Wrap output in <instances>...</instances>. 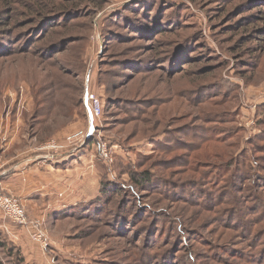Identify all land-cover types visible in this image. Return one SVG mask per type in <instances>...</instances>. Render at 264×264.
<instances>
[{"label":"rangeland","instance_id":"374dc122","mask_svg":"<svg viewBox=\"0 0 264 264\" xmlns=\"http://www.w3.org/2000/svg\"><path fill=\"white\" fill-rule=\"evenodd\" d=\"M2 1L12 12L0 13L6 23L0 31H10L0 42V151L10 145L11 154H34L53 140L66 147L59 155L71 153L74 161L65 169L52 161L40 169L53 204L62 203L29 211V220L43 224L47 245L32 240L30 226L12 228L4 219L0 264H264V176L248 188L259 197L251 192L242 200L255 219V243L228 242L238 229L222 204L212 210L218 202L205 195L215 186L204 172L208 164L195 163L206 162L204 154L197 152L189 169L167 173L160 160L188 146L149 141V126L160 116L213 127L216 134L235 127L264 141V0H48L53 14L43 40L34 37V28L12 34L29 8ZM60 3L70 10L60 12ZM11 16L20 26L12 27ZM144 20L163 34L143 40L137 32ZM88 93L103 106L89 138ZM38 106L40 117L34 115ZM89 141L92 148H86ZM101 143L112 161L97 155ZM146 169L180 182L178 196L167 197L163 188L140 190L131 174ZM103 179L113 181L107 193L119 189L113 205L84 211L102 195ZM129 186L136 196L123 191Z\"/></svg>","mask_w":264,"mask_h":264},{"label":"trees","instance_id":"16d2710c","mask_svg":"<svg viewBox=\"0 0 264 264\" xmlns=\"http://www.w3.org/2000/svg\"><path fill=\"white\" fill-rule=\"evenodd\" d=\"M36 1L37 4L34 5L31 4L29 0H19V2L23 5V8L27 6L29 9L22 12L25 16L22 23L21 21H19V19H16V21L13 22L11 16L12 27L15 28V26L19 25L20 23V25L24 24L23 26L14 29L15 31H13L12 34H15V32L22 27L25 29L34 28L36 29L34 33L35 38H40V40H43L45 38L46 34L50 30V27H48V30L46 29V26L48 25L47 22L51 14H53V11L49 9L48 3L50 1ZM4 4L5 3L3 1L0 2V5ZM59 5L63 6L64 8L63 11L60 12L64 13L66 12V10H70L67 9V7L62 3H60ZM32 9H34V12H32ZM1 12L11 13L12 10L4 5V8L0 11V13ZM5 16L8 15L5 14ZM0 24H6L2 18H0ZM142 24L144 28L138 31L137 35L143 37V40L146 39L147 41H149L151 40L150 38H152V35L157 31L153 29L154 26L150 23V20H144L142 21ZM35 26L37 27L35 28ZM156 29H161V27L156 26ZM9 32L10 31L4 30L0 31V33L5 34L4 37L0 38V42L1 40L7 38L6 36L10 34ZM163 32L164 31L161 30L157 32L155 36L157 34L161 36ZM29 34L30 37H28L27 40L32 38V34ZM59 43L61 42H58L56 44ZM35 45L36 44L32 43L29 48H32ZM1 48H3V45L0 43V50ZM85 91L86 90L83 87L84 94ZM262 110L264 115V107ZM42 112L43 108H39L38 106L34 115L36 117H40L42 115ZM225 114H228V112H226ZM224 118L225 120H228V117ZM181 120L183 119L177 118L173 123H171L170 121L164 120L163 117L160 116V121L156 120L151 126H149V131L152 132L150 134L151 137L149 138V141L151 143L159 141L164 142L165 144H170L176 141L178 143L180 142L184 146H188V150L185 149L183 151H180V153L178 151L173 156H171L172 158H165V161L160 160L161 166H159V168L165 170L167 173L174 170L176 174H179V172H183L185 169H189L193 165L195 161L194 155H196L197 152L199 153L201 151V153L204 154V157H206V162H200L198 160L195 161V163H198V165L208 164V167H206L207 169H204V172H206L208 181L211 182V185L215 187L212 192L209 191L208 193H205V195H207L210 200L218 202L217 206L214 205L212 210H219V205L222 204L223 209L221 211L227 213V216H230L229 220L232 227H236L238 229L235 230V233H237V238L235 240L231 238L229 241L227 238V241L234 243L240 242L241 244L249 243V246L254 244L255 238H257L254 231L255 228H253L255 219H250L254 217H251L253 215L250 212L246 213L247 211H245L243 207L242 200L245 199L251 192H254V197H259L256 195V190L249 191L248 188L250 185H254V183L256 185H260L261 179H263L262 177L264 176V174L261 172V168L264 167V155H262L263 153L261 151V149L264 148V141L260 140L259 142V138L261 135L258 136V138H248L244 135L242 129L234 130L236 129L235 127H232L233 129H231V127L230 129L224 128L221 133L216 134L213 127L212 129L211 127L201 128V126L193 125L194 123L180 125L179 122ZM224 124L231 123L228 121ZM191 137L192 140H189L188 138ZM92 143L93 142L90 141L87 142L86 148H92ZM213 143H217L218 147H214L212 150L208 146ZM97 155L100 156V154L98 153ZM214 159L218 162H213L212 160ZM202 168L203 167H201L200 169ZM112 182L113 181L109 179H103L102 181H100L102 195L95 197L94 199L89 201L88 204L84 205V207H81V209L90 212L93 209L100 208V206L101 208L103 206H112L114 198L119 193V189H116L115 194L107 193L111 190L110 186ZM131 182L142 191H154L156 189L159 190L163 188L167 192V197L178 196V187L180 186V182L171 181L169 177H166L162 173H159L158 175L151 169L140 170L139 172L131 174ZM122 189H124L123 191L131 196L137 195L133 186H129L127 188L123 187ZM193 194L194 193L189 192V196H192ZM107 196L108 198L106 200H101L103 197ZM233 202L235 203L232 204ZM224 205H227V207L225 208ZM101 208L99 210H101ZM231 213L232 216L230 215ZM237 213L241 214V218H237ZM101 214L103 215V212H101ZM215 222L216 220L214 221V223ZM249 237L254 238L252 239L253 241H249ZM224 245H226V243ZM221 250L223 249L219 248L217 252Z\"/></svg>","mask_w":264,"mask_h":264},{"label":"crops","instance_id":"0c3cea01","mask_svg":"<svg viewBox=\"0 0 264 264\" xmlns=\"http://www.w3.org/2000/svg\"><path fill=\"white\" fill-rule=\"evenodd\" d=\"M10 150L11 148L9 145L7 150H3L2 152L0 151V191L4 193H10L21 198L23 203L26 205L28 214L29 211L33 212V214H36L37 211L42 212L51 208L56 209L57 206H61L62 203L60 202H55L53 204L51 199V192H53V189L50 188V183L45 181L44 178L47 177L44 176V174L39 173L40 169L44 167V164H47L49 161H52L56 167L57 165L62 166L63 169H65L66 166L69 167V164L74 161V159L71 158V153H66L64 155L58 154L55 155L54 158H51V154H47V152H43L42 154V151L39 150V147L38 149L33 150L34 154L33 152L29 153L30 151H27L26 154H23L24 151L22 150L11 154ZM84 150L85 149H82L80 152L75 154L81 155L83 154ZM77 156L74 155V158H78ZM90 163L95 165L93 159L90 160ZM47 167L50 168L49 166ZM63 172L65 171L63 170ZM35 181H37V183ZM41 182L45 183L41 184ZM41 196L50 197L47 204L34 203V201H37L35 199L39 198L41 200ZM54 199L57 201V198ZM4 219L6 218L2 212H0V227H2V223H5ZM12 226V228H18L14 224H12Z\"/></svg>","mask_w":264,"mask_h":264},{"label":"built area","instance_id":"2783aa9c","mask_svg":"<svg viewBox=\"0 0 264 264\" xmlns=\"http://www.w3.org/2000/svg\"><path fill=\"white\" fill-rule=\"evenodd\" d=\"M85 102L87 112L91 119V134L88 136L89 138L96 130L94 129L93 122L99 119L103 114V106L100 104L98 99H95L94 96H91L89 93L86 95ZM65 149V146L53 140L45 142L39 147V150L42 152L51 154V158H54L55 155L60 154ZM99 154L101 159L112 161L111 150L107 144L101 143L99 145ZM0 212H2L4 217L15 226L22 227L23 229L30 226L29 233L32 240L41 243L44 247L47 245V236L46 231L43 229V224L38 221L29 220L26 205L23 203L21 198L13 194L0 191Z\"/></svg>","mask_w":264,"mask_h":264}]
</instances>
